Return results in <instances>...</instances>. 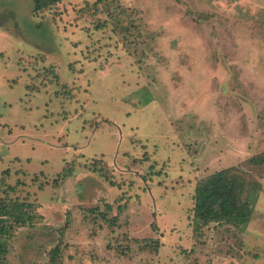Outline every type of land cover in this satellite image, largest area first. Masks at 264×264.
Instances as JSON below:
<instances>
[{"label":"rangeland","instance_id":"1","mask_svg":"<svg viewBox=\"0 0 264 264\" xmlns=\"http://www.w3.org/2000/svg\"><path fill=\"white\" fill-rule=\"evenodd\" d=\"M262 153L264 0H0V264H264Z\"/></svg>","mask_w":264,"mask_h":264},{"label":"trees","instance_id":"2","mask_svg":"<svg viewBox=\"0 0 264 264\" xmlns=\"http://www.w3.org/2000/svg\"><path fill=\"white\" fill-rule=\"evenodd\" d=\"M30 1H32V12L37 14L65 0ZM248 163L252 166L264 165V153L251 157ZM237 174L238 170L228 168L211 174L196 184L193 195V218L197 224L215 222L241 226L248 222L251 213L246 199H243L239 187L240 177ZM70 176L71 170L62 171L63 178ZM3 185L2 181L0 187ZM14 210L15 208L10 203L0 200V220L10 216Z\"/></svg>","mask_w":264,"mask_h":264}]
</instances>
